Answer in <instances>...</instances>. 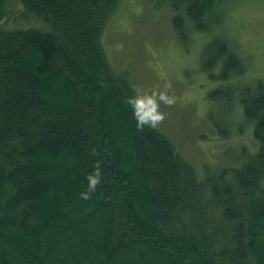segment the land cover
<instances>
[{"label": "trees", "instance_id": "1", "mask_svg": "<svg viewBox=\"0 0 264 264\" xmlns=\"http://www.w3.org/2000/svg\"><path fill=\"white\" fill-rule=\"evenodd\" d=\"M20 2L43 25L0 26V264H264V84L221 97L241 100L258 151L202 180L164 132L137 127L102 43L120 0ZM224 2L172 0L177 34L207 30ZM228 46L204 59L225 81L244 68Z\"/></svg>", "mask_w": 264, "mask_h": 264}, {"label": "rangeland", "instance_id": "2", "mask_svg": "<svg viewBox=\"0 0 264 264\" xmlns=\"http://www.w3.org/2000/svg\"><path fill=\"white\" fill-rule=\"evenodd\" d=\"M9 3L2 28L43 25L25 16L20 0ZM172 4V0H120L103 30L102 43L114 70L127 76L136 94L167 89L174 96L171 105L160 102L165 118L156 128L205 180L241 166L247 153L259 149L241 100L221 97L264 84V0H226L207 30L199 31L187 21L186 41L174 28L177 12ZM221 39L244 63L243 71L233 72L227 81L219 76L222 64L206 68L204 63L212 43ZM259 226L263 251L264 221Z\"/></svg>", "mask_w": 264, "mask_h": 264}, {"label": "clouds", "instance_id": "3", "mask_svg": "<svg viewBox=\"0 0 264 264\" xmlns=\"http://www.w3.org/2000/svg\"><path fill=\"white\" fill-rule=\"evenodd\" d=\"M160 102L171 105L174 103V96L169 95L165 89L158 92L138 93L127 98V103L132 106L138 128H143L145 125L156 127L165 118V113L160 110ZM101 177L102 169L100 167H96L93 172L88 173L87 189L79 193L82 200L91 199L101 182Z\"/></svg>", "mask_w": 264, "mask_h": 264}]
</instances>
